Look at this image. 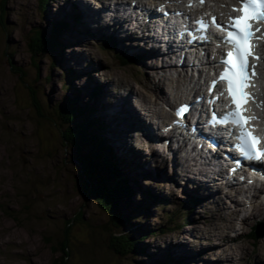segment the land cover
<instances>
[{"label":"rangeland","instance_id":"rangeland-1","mask_svg":"<svg viewBox=\"0 0 264 264\" xmlns=\"http://www.w3.org/2000/svg\"><path fill=\"white\" fill-rule=\"evenodd\" d=\"M75 1L50 0L46 5L42 0H0V264H62L65 242L69 246V258L63 264H173L179 257L184 258V264H221L215 260L220 255L219 250L213 247L211 251L207 247L212 243H207L202 234H195L199 228L194 224H199L198 221L210 224L213 219L208 211L200 210L201 206L191 208L188 201L195 195L189 194L186 180L172 185L166 178L172 173L151 165L152 154L139 144L138 149L142 151L136 153L131 146L118 150L115 138L119 131L114 123L119 116L114 119L106 107L114 103V94L121 91L122 84L127 88L132 82L136 86L143 83L142 74L133 73L138 64H135L137 68L120 65L111 51L104 50L105 42L95 39L94 30L91 36L82 28L84 38L83 32L70 33L67 17L74 18L77 11L82 18ZM85 2L90 3V0ZM61 20L67 26L58 41L64 49L59 47L54 53L33 58L29 48L33 30L53 32L54 24ZM73 23L76 25L78 21L72 20ZM124 44L129 42L126 40ZM123 51L131 57L141 55ZM20 70L23 73H19ZM124 77L126 83L122 81ZM98 85L102 91L93 98L92 90ZM71 101L75 102L77 113L72 124L65 123L72 114L68 117L63 112L69 110ZM131 103H135L134 99ZM92 108L96 109L94 113H90ZM92 117L104 120L103 136L110 141L117 162L129 175L132 196L118 204L124 209L123 217L132 216L134 224L124 220L121 227H116L111 223V215L87 193L85 186L86 179L90 178L87 157L90 159L92 147L87 145L82 151L74 149L63 137L68 128L86 125ZM41 129L44 136H51L55 142L48 149H43L39 137ZM91 129L94 134L95 129ZM26 134L31 139L28 147ZM170 162L173 164L169 159L168 166ZM101 166L98 160L90 162V169L98 180L104 179L101 176L105 169ZM149 193L158 198L148 201ZM236 195L245 200L235 205L242 214L253 210L257 201L251 192ZM222 203L227 202L221 199L218 204ZM146 209L149 210L146 212ZM261 217H252L246 222L237 219L239 235L235 240L242 246L241 251L228 240L225 232L222 233L226 246L232 243L222 262H264V236L253 239L248 234L252 221ZM186 220L189 225L184 224ZM67 228L71 232H66ZM152 229L156 231L154 235L150 234ZM224 229L225 226L214 231ZM120 233L135 239L145 234L142 242L138 240L143 252L125 256L115 253L109 242L111 236ZM177 242L182 243L180 247H171ZM187 244L195 246L200 259L196 257L193 261L189 257L191 250ZM221 260L222 257L218 261Z\"/></svg>","mask_w":264,"mask_h":264},{"label":"bare ground","instance_id":"bare-ground-1","mask_svg":"<svg viewBox=\"0 0 264 264\" xmlns=\"http://www.w3.org/2000/svg\"><path fill=\"white\" fill-rule=\"evenodd\" d=\"M166 1L169 0H90V2H92L91 4L86 3L85 0H76L75 3L81 10H78V12L82 14V18L80 16L78 24L74 25L75 23H73L69 31H72L70 33L76 31L83 32L81 31L83 28L90 33H92V30H94L95 33L99 32L105 35L110 33L120 45L126 40H130L128 45H123L127 47L129 53L141 54L138 58V66L144 74V76L142 75L143 83H138L139 86H136L133 85L132 82L131 86L127 88H125L126 84H122L121 86L117 84L116 86H120L121 91L119 93L116 92L117 95L114 94V103L112 105L109 103L106 107L108 114L112 115L113 118L119 116V120L114 123L116 130L119 131V134L115 138L117 141V148L118 150H123V148L125 150L124 146H131L133 150H135L138 149L139 144L144 150L152 154V160L150 161L151 165H155L158 170L163 169L172 173L166 176V178L168 177L169 179L168 181L172 182V185L186 180L187 184H185V186H188V188H186L189 189V194L193 192V195L196 196L188 201V203L192 204L191 208L194 209V207L197 208L201 206L200 210L203 211L205 209V211H208V214L213 219L210 224L207 223V221L201 223L202 226L200 221L197 222L199 224H194L193 226H198L197 229L199 228L195 234H202V237L207 239L205 240L207 243L211 242L212 244L207 248L212 251L213 247H216L215 250H219L220 252L219 257L215 258V260L217 259L218 263L226 264V262L224 263L222 261L226 258L225 255H228V249L232 246L231 241L240 251L243 249L242 246L238 245L239 241L235 240L239 235L236 231L239 229L236 228L237 219H242L246 222L252 217H264V199L259 196L256 197L257 202L255 206L251 205L253 210H249L246 213L247 216L242 214L241 209L238 210L239 208H236L235 205H237V202L239 204L241 203L240 201H245L242 198H237L236 195L237 193H242L243 190L239 188V186H236V181L225 178L227 174L221 177L216 175L214 171V169H216V163L214 160L210 159L211 153L207 152V154L204 155L203 147L199 146V141H195L193 132L186 130L185 127L174 130V126L172 125L169 131H161L167 124L170 125L175 117V114H172L173 112L168 109L167 105L172 106L173 104H181L180 100L182 99L190 100L193 96V94L192 96L188 95L190 91L199 93V88L201 89L198 85H192L190 82L194 76L193 73L189 75L186 73L187 70L185 73H180L177 68V62L183 60V62L186 63L187 57H183L182 52L177 49L181 47V45L176 42V31L174 27L170 26L169 21L164 22L163 20V23H161L162 18L158 14L156 8L165 5ZM186 1L187 0H176L175 5L178 7L184 6ZM213 1L216 2V4H211ZM205 2L209 3L210 8H219L217 15L220 16L221 13L226 14L232 10L236 0H205ZM132 3H136L137 6L131 8L139 6L149 8V13L152 15H156L157 13L158 19L154 20L152 23H147L144 19L138 18L136 13H125V5H132ZM194 3H196V0L192 4ZM66 16L67 15L64 17ZM71 22L72 20L69 19V24H71ZM98 26L103 28V31H100ZM89 27H91V29H89ZM68 36L70 37L71 34ZM68 36L67 38H69ZM84 37H86V35L83 32L82 38ZM46 39L47 38H45V40ZM262 52L264 53V49ZM210 69L211 66H204V68L199 71V77L204 75V72L208 73ZM145 71L147 73H145ZM116 78L120 80V77ZM125 79L124 77L122 81L126 83ZM261 79L262 81L264 79L263 73ZM132 96L135 101L134 104L131 103L133 100ZM256 103L258 105V111H262L264 114V89L261 90V95L256 99ZM198 109L200 111L202 109L203 111L201 107ZM158 119H164V123L158 125ZM181 133L184 135L182 143L179 146H175V143L179 140L178 134ZM26 137L27 140L25 143L26 147H28L31 145V139H28V134H26ZM221 143H223V141H221ZM145 144H148L152 149L149 151ZM169 159H171L174 164L170 162L171 167L167 164ZM224 169V172L228 173V168ZM221 172L222 170L218 168V173L220 175ZM228 187L231 189L227 190ZM252 187L254 188L253 184ZM247 188L248 186H246L244 190H247ZM262 193H264V191ZM49 195H52V192H50ZM164 196L165 194H163V197ZM164 198L166 199V197ZM196 198L203 200L202 204H200ZM221 199L227 203L218 204ZM257 203H259L258 206ZM231 206L233 207L230 208ZM72 221L73 220L69 221L68 224H71ZM223 226H225L224 231H214V229ZM230 231L232 232L229 233ZM68 232H71V230H68ZM223 232L227 234L228 240H231L228 242L227 246L221 238ZM179 244L182 243H173L171 247H175V245L176 247H180ZM225 246L226 248H223ZM187 248L191 250L189 257L194 261V259L198 257V250L195 249L194 245L190 246L189 244H187ZM220 257H222V260L219 262L218 260ZM207 259L206 257L204 262H206ZM161 260H163V258H161ZM172 263L174 264V261Z\"/></svg>","mask_w":264,"mask_h":264},{"label":"trees","instance_id":"trees-1","mask_svg":"<svg viewBox=\"0 0 264 264\" xmlns=\"http://www.w3.org/2000/svg\"><path fill=\"white\" fill-rule=\"evenodd\" d=\"M49 1L50 0H42V2L45 3L46 5L49 3ZM64 24L66 25V23L63 21L56 22L53 26V33L51 31L49 32L50 34L44 33V31H42L41 29L33 30V34L29 42V48L33 58L37 56L39 57L45 55L47 53L49 54L54 53L55 51H57V48L63 46L62 43H59L58 41L60 39L59 36L66 27ZM61 25L64 27H62ZM69 25L72 27V24ZM45 38H47L46 39L47 41L45 40ZM108 48H113V45H108ZM62 49H64V47H62ZM19 73H23V72L20 70ZM100 92H101L100 88H95L91 96L95 98L96 95L100 94ZM33 99L35 100V97H33ZM74 103H75L74 101H71L69 105L70 106L69 110L63 111L65 115H68V117L72 114L71 116L72 118H74V119L72 118L65 119L66 120L65 123L72 124V122L75 120L77 113H75L76 109ZM80 112H82V110ZM92 112H94L93 108L90 110V113ZM91 127L95 129L94 134L92 132ZM89 129H91V133L88 132ZM85 130H86V134L84 133ZM99 130H102V124L100 123V119L98 117H92L91 120L86 122V125L77 126V127L73 125L70 128H68L63 137L66 138L65 139L66 144L72 143L74 145L73 146L74 149H79V150L81 149L82 151L87 145L92 147L90 159L89 156L87 157L88 158L87 160H90L89 170H88L90 178H92L91 175H93V170L90 169V162L98 160L102 165L101 166L102 170L103 168L105 169V173L101 176L104 177V179H99L96 190L90 191V193L88 192V194L97 201L99 206L105 212L107 211L111 215V223L113 222V225L116 227L117 226L121 227L123 225L122 222L124 220L128 223L134 224L131 221L132 216L129 215V217H125V218L123 217L124 215L122 214V212L124 209L120 208L118 204V201L122 199H128V197L131 198L132 196L131 195L132 186L130 184V179L128 178L127 173L123 169V167L117 162L116 155L112 151V147L110 146V141L106 140V138L103 136V130L101 134ZM39 137L43 143V149H48L49 146H52V144L55 143L51 138V136H49L48 138L47 136H44L43 131H42V136L39 134ZM45 143L47 144V147H45ZM84 168H86V163L84 164ZM157 198L158 197L156 195L149 193L147 200L154 201ZM148 210L149 209H146V212ZM187 223L188 221L186 220L184 224ZM66 232H68V228L66 229ZM150 232H151L150 234L152 235L156 233V231L153 229ZM251 237L254 238L253 233L251 234ZM145 238H146L145 234H143L142 237L135 239L126 233L124 234L120 233L111 236L109 246L115 251V253L122 256H125L126 254L131 252L140 253L143 252V250H140L139 248L140 242L138 240H141L142 242ZM68 247L69 246L67 242H65V244L63 243L62 250L64 251V256L62 257V264L66 263L68 260L67 258H69ZM174 263L184 264L185 260L183 257H180L179 259H177V261H174ZM250 264H264V262H258V263L250 262Z\"/></svg>","mask_w":264,"mask_h":264},{"label":"snow or ice","instance_id":"snow-or-ice-1","mask_svg":"<svg viewBox=\"0 0 264 264\" xmlns=\"http://www.w3.org/2000/svg\"><path fill=\"white\" fill-rule=\"evenodd\" d=\"M200 2L203 3L204 0H200ZM240 3L242 7L239 11L242 15L238 18H231L230 28L235 30L228 31L227 40L233 45V51L227 53L228 58L223 61L226 67L221 78L227 81L228 92L235 105V111L230 115L233 122L239 125L241 129L239 136L242 142L240 145L241 154L246 159L260 160L264 158V151L258 147L259 140L246 127L247 119L242 114V104L246 103V96L248 95L244 92L248 79L246 57L250 54L249 42L254 35L249 21L253 19L264 20V0H240ZM212 22L216 23L215 17L212 18ZM200 23L202 27H207L203 22ZM217 27L223 26L217 24ZM185 111L186 108L182 107L177 110V115ZM232 170L235 171V169Z\"/></svg>","mask_w":264,"mask_h":264},{"label":"water","instance_id":"water-1","mask_svg":"<svg viewBox=\"0 0 264 264\" xmlns=\"http://www.w3.org/2000/svg\"><path fill=\"white\" fill-rule=\"evenodd\" d=\"M92 178L86 179V188H87V193L90 191H95L98 185V179L94 178L96 177V174L93 172V175H91ZM264 235V230L261 229L260 225L258 226V228L256 229V237H262Z\"/></svg>","mask_w":264,"mask_h":264}]
</instances>
